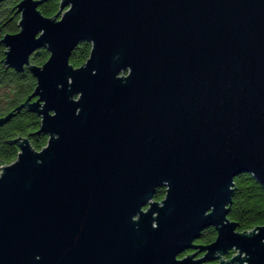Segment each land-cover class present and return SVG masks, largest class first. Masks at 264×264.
<instances>
[{"label":"water","instance_id":"water-1","mask_svg":"<svg viewBox=\"0 0 264 264\" xmlns=\"http://www.w3.org/2000/svg\"><path fill=\"white\" fill-rule=\"evenodd\" d=\"M46 1L0 41L37 80L0 128L28 109L49 137L0 173V264H264V226L229 219L236 178L264 186V0Z\"/></svg>","mask_w":264,"mask_h":264},{"label":"trees","instance_id":"trees-1","mask_svg":"<svg viewBox=\"0 0 264 264\" xmlns=\"http://www.w3.org/2000/svg\"><path fill=\"white\" fill-rule=\"evenodd\" d=\"M62 0H48L40 11L46 17H55L61 7ZM17 0H9L0 5V41L8 34L19 32L21 15L17 14ZM92 45L82 43L75 49L71 57L74 68L82 67L90 57ZM6 48L0 44V119L15 111L35 92L37 80L32 72L25 68L17 72L5 64ZM46 49L38 51L31 59L33 65L43 66L49 59ZM41 117L28 109L22 110L9 123L0 128V173L2 168L14 163L20 149L14 141L27 138L33 148L41 151L48 144V135L41 133ZM236 190L229 213V219L238 225L241 233L264 226V186L252 175L244 174L235 179ZM166 190L159 189L154 200L160 202L165 198ZM217 237L214 229L203 232L198 243L212 244ZM234 252L229 258L233 257Z\"/></svg>","mask_w":264,"mask_h":264},{"label":"flooded vegetation","instance_id":"flooded-vegetation-1","mask_svg":"<svg viewBox=\"0 0 264 264\" xmlns=\"http://www.w3.org/2000/svg\"><path fill=\"white\" fill-rule=\"evenodd\" d=\"M156 201V200H155ZM158 202V201H157ZM161 202V201H160ZM213 229V228H212ZM215 230V229H214ZM217 238V237H216ZM199 241V240H198ZM198 241H196V244L197 245H202V244H200V243H198ZM194 253H196V251L195 250H192V251H187V252H185L184 254H182L181 256H180V259H184L185 257H187V256H189V255H192V254H194ZM232 252H230V254H231ZM229 254V255H230ZM204 256V254H200L199 255V257L201 258V257H203Z\"/></svg>","mask_w":264,"mask_h":264},{"label":"rangeland","instance_id":"rangeland-1","mask_svg":"<svg viewBox=\"0 0 264 264\" xmlns=\"http://www.w3.org/2000/svg\"><path fill=\"white\" fill-rule=\"evenodd\" d=\"M18 1V3L20 2V1H22V0H17ZM125 75H127V73L125 74ZM235 254H238L237 252H234V254H233V256H235ZM230 257V255H228V256H224L223 257V260L224 261H228V260H230L231 258H229ZM221 263V261H216V262H214V263H212V264H220Z\"/></svg>","mask_w":264,"mask_h":264}]
</instances>
